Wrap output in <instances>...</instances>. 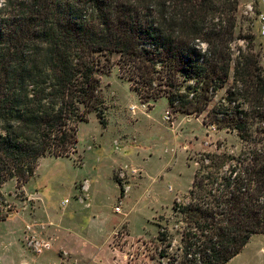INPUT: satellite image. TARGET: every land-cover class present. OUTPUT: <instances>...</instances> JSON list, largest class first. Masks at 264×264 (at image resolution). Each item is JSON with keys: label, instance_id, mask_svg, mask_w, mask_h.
I'll use <instances>...</instances> for the list:
<instances>
[{"label": "trees", "instance_id": "trees-1", "mask_svg": "<svg viewBox=\"0 0 264 264\" xmlns=\"http://www.w3.org/2000/svg\"><path fill=\"white\" fill-rule=\"evenodd\" d=\"M238 8L239 0H0V200L42 158L76 153L91 113L107 125L100 73L118 55L143 103L166 98L241 142L238 155L199 154L187 201L173 207L185 226L169 264H227L264 236V66L255 36H236Z\"/></svg>", "mask_w": 264, "mask_h": 264}, {"label": "rangeland", "instance_id": "rangeland-1", "mask_svg": "<svg viewBox=\"0 0 264 264\" xmlns=\"http://www.w3.org/2000/svg\"><path fill=\"white\" fill-rule=\"evenodd\" d=\"M261 12L262 0H239L236 36H255L256 51L261 54L264 66V36L259 34ZM238 44L246 42L240 40ZM118 58L112 55L110 70L100 73V97L107 128L101 124L97 112L91 113L89 121L79 125L76 153L71 157L42 158L29 182L20 186L17 179H13L2 190L0 219H5L0 220V264L25 261L31 264L35 256L29 242L31 238H38L32 234L33 228L27 229V224L18 220L16 214L29 207L25 212L29 217L34 211L33 203L35 208L41 203L40 198L37 199L40 202H36L29 194L43 192L44 198H52L56 204L52 215L59 220L65 202H70L69 207L74 206L83 180H97L98 193L91 198V203L121 224L125 218L114 214V206H121L118 202L121 191L114 176L122 180L119 171L114 173L113 170L115 165L126 164L139 169L141 174L133 172L137 177L123 205L124 211L129 213L126 222H129L130 237L117 240V246L121 247L118 257L123 264H169L174 256L181 254L179 248L185 226L182 216L176 214L173 207L176 201H187L199 154L240 153L238 136L226 128L206 126L204 116L178 112L169 107L166 98L143 103L121 74ZM225 95V89L219 90L212 105L222 101ZM167 111L173 116L172 122L165 119ZM117 143L121 151L115 149ZM91 147L94 151L88 150ZM124 152L127 157H121ZM38 213L43 221L46 218L43 210ZM84 217L87 219L83 226L88 224L85 233L91 236L96 228L89 227L92 215ZM119 231L126 234L127 225ZM160 232L167 234L166 241L160 239ZM6 234L11 238L2 242ZM168 243L171 246L167 247ZM227 264H264V236L254 235L244 250Z\"/></svg>", "mask_w": 264, "mask_h": 264}, {"label": "crops", "instance_id": "crops-1", "mask_svg": "<svg viewBox=\"0 0 264 264\" xmlns=\"http://www.w3.org/2000/svg\"><path fill=\"white\" fill-rule=\"evenodd\" d=\"M88 150L94 151V148L91 147L88 148ZM94 154H96V151ZM121 157H127L126 152H124ZM135 170L139 171V169L127 164L124 166L115 165L113 170L114 173L116 171H119L120 173V179L122 181L117 180L114 176V180L117 182L120 191L121 185L119 182H121L122 186L124 184L123 187L125 189L124 196L122 197L120 193L118 199L121 206H114V214L122 215L125 218L121 224L117 222V218L106 215L98 206L96 207L91 203V198H95V194L98 193L96 190L99 188H95V185L98 183L97 180H83V185L78 187L79 195L76 196L74 206L71 205L72 207H69L70 202H65L68 205L65 204L63 209H61L59 220L56 219V215H52L53 211H56L54 210L56 204L52 201V198H44L43 192H38L34 195L29 194L31 198L36 199V202L41 201V203L38 204L36 208V204L33 203L34 211L30 213L29 217L27 216L28 214H25L29 207L16 213L18 220L24 222L25 225L27 224V229L33 228L32 234L35 237L49 244V248L44 249L40 253H34L32 251L35 256L33 257L31 264H123L122 260L118 257L120 246H117V240L122 238L127 240L130 237L129 222H126L129 213L124 211L123 205L132 190V181L137 177L132 175ZM23 189L26 191L25 186ZM38 198L41 200H37ZM117 207L121 208V213L115 211ZM39 210H43V213L46 216L44 219L45 221H42L41 216H39ZM87 215H92L91 220L89 219V227H91V230L94 226L96 227L94 228L95 232H93L91 236H88L85 233L88 224L87 226H83V221L87 219V217L85 218L84 216ZM124 224L127 225V232L126 234H121V236H119V229L123 227ZM3 237L4 240L2 242L11 238L8 234ZM23 264L29 263L25 261Z\"/></svg>", "mask_w": 264, "mask_h": 264}, {"label": "built area", "instance_id": "built-area-1", "mask_svg": "<svg viewBox=\"0 0 264 264\" xmlns=\"http://www.w3.org/2000/svg\"><path fill=\"white\" fill-rule=\"evenodd\" d=\"M259 23H260L259 34L261 36H264V0H262V12L259 15ZM165 119L169 122H172L173 116L171 115V113L169 111L166 112ZM115 149L118 151H121V147L118 144H116ZM133 172H135V171H133ZM115 211L117 213H121V208L117 207L115 209ZM118 235L121 236L120 231L118 232ZM30 237H32V236H30ZM29 248H31V250L34 253H40L44 249L49 248V244L47 242H44L43 240L31 238V240L29 242Z\"/></svg>", "mask_w": 264, "mask_h": 264}]
</instances>
